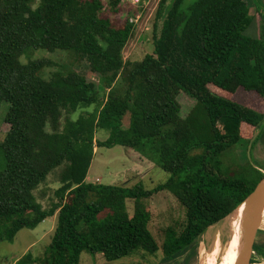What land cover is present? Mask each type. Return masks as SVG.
Wrapping results in <instances>:
<instances>
[{
  "label": "trees",
  "instance_id": "trees-1",
  "mask_svg": "<svg viewBox=\"0 0 264 264\" xmlns=\"http://www.w3.org/2000/svg\"><path fill=\"white\" fill-rule=\"evenodd\" d=\"M185 1L160 0L152 53L131 61L123 58L134 34L130 17L137 15L130 3L0 0V104H9L0 140V241L56 217L43 254L28 251L12 264H79L83 251L107 260L160 251L161 264L182 256L180 264H188L200 236L254 189L257 182L250 187L222 174L219 158L255 132L251 146H264V109L248 104L255 96L264 105V7L251 14L247 0ZM29 49L68 50L71 63L46 76L55 63L45 57L21 62ZM82 62L96 82L75 69ZM181 92L194 102L185 115L177 100ZM96 130L107 137L97 141ZM115 145L135 150L170 177L151 189L140 181H87L94 148ZM57 168L59 185L43 206L35 190ZM161 190L184 207V218L167 226L158 244L144 200ZM234 242L240 236L231 235L226 244Z\"/></svg>",
  "mask_w": 264,
  "mask_h": 264
},
{
  "label": "rangeland",
  "instance_id": "rangeland-1",
  "mask_svg": "<svg viewBox=\"0 0 264 264\" xmlns=\"http://www.w3.org/2000/svg\"><path fill=\"white\" fill-rule=\"evenodd\" d=\"M190 1L191 0H186L185 4H189ZM247 2L251 14L256 12L255 6H258L260 9L264 7V0H247ZM154 3L148 8H145L137 24H135L134 34L123 49L124 59H129L131 61L139 60L145 54L152 53L153 41L151 39V28L157 4L156 2ZM123 16V13H119L116 15V18L122 20ZM257 20L258 17L256 16L248 30V33L252 36H255L257 32ZM27 53V55H22L20 57L21 62L25 63L28 59L45 57L50 58L55 63V65L45 70L46 76L49 74L50 70L56 69L61 64L70 65L71 63L70 57L72 53L68 50L63 51L57 49L53 52H48L43 49H29ZM74 67L79 73L96 82L95 77L89 72L86 62H82ZM239 91L244 94L243 91ZM244 95L241 94L242 102H244L246 98V95ZM233 99L239 101L236 95L233 96ZM177 100H179L181 104V114L183 115L188 112L194 103L193 100L187 97L183 92L177 96ZM248 104L260 110L264 109L261 100L255 96L250 97V103ZM8 106V102L5 101L0 104V140L8 129V124L3 120ZM92 109L93 106L86 109H79L72 114L71 117L76 118L81 112L85 110L91 111ZM128 120L129 116L125 114L122 119L123 128L127 127ZM107 134L105 130H96L95 139L97 141H102L107 137ZM247 135H249V133H247ZM249 142L247 143L245 140H241L229 146L220 154L219 160L222 174L233 179H241L251 187L259 181L257 171L262 170L261 172H263L264 176V146L260 142H256L252 147L251 142ZM3 165L4 161L0 153V170L3 168ZM58 170L59 168L51 172L46 181L35 190V195L43 206L49 205L50 198L53 197V190L59 185L57 182ZM87 175L89 176L88 181L93 183L131 186L140 181L146 189H151L162 184L170 177L168 172L161 169L154 162L143 157L135 150L121 145H115L111 148L95 147ZM144 203L151 213L148 227L157 243L161 244L166 227L174 225L176 222L183 221L184 207L168 190H161L153 194L151 197L145 199ZM126 210L129 214L132 213L131 199L126 200ZM231 216L232 215H229L217 224L208 227L211 228V230L200 236L195 247L196 252L189 259L188 264H206L216 240L219 241V252L216 256V264L235 263L240 242H234L226 246V241L230 238L232 231L230 224L227 226L223 225L225 220L228 221ZM262 220L261 227L257 229L255 241H260V239L264 237V214L262 215ZM55 221V215L47 217L33 229L22 228L18 230L11 242L0 241V264H12L28 251L31 252L33 256H41L47 248L50 233L55 225ZM161 257L162 254L160 251L155 255H146L138 252L131 256L107 260L99 253L92 255L91 253L83 251L80 254L79 264H161ZM182 258L183 256L172 261L170 264H180ZM262 260L264 262V258Z\"/></svg>",
  "mask_w": 264,
  "mask_h": 264
},
{
  "label": "water",
  "instance_id": "water-1",
  "mask_svg": "<svg viewBox=\"0 0 264 264\" xmlns=\"http://www.w3.org/2000/svg\"><path fill=\"white\" fill-rule=\"evenodd\" d=\"M255 136L256 132L253 134L250 142H252ZM241 205H244V210L241 220L240 247L234 264H252L255 235L262 218L261 215L264 205V176L258 181L254 189L245 199L224 218L231 215ZM217 223L212 224V226Z\"/></svg>",
  "mask_w": 264,
  "mask_h": 264
},
{
  "label": "bare ground",
  "instance_id": "bare-ground-1",
  "mask_svg": "<svg viewBox=\"0 0 264 264\" xmlns=\"http://www.w3.org/2000/svg\"><path fill=\"white\" fill-rule=\"evenodd\" d=\"M243 210L244 209H239V210H235L231 215L230 219L227 221L225 220L224 222V226H227L230 224V227H231V235H238L240 236L241 235V220H242V216H243ZM264 214V209H262V215ZM261 215V216H262ZM262 218H261V221L260 223H262ZM211 230V228H208L207 231L205 232V234ZM230 244H226V246H228ZM194 246V245H193ZM192 246V247H193ZM219 252V241L216 240L214 245H213V248L211 250V253H210V256L209 258L207 259V262L206 264H216V256ZM189 254V253H188ZM190 255V254H189ZM188 255V256H189ZM187 256V255H186ZM186 261V259H185Z\"/></svg>",
  "mask_w": 264,
  "mask_h": 264
},
{
  "label": "built area",
  "instance_id": "built-area-1",
  "mask_svg": "<svg viewBox=\"0 0 264 264\" xmlns=\"http://www.w3.org/2000/svg\"><path fill=\"white\" fill-rule=\"evenodd\" d=\"M124 4L130 3L133 8L137 10L136 16H131L130 21L134 24H137L138 19L143 14L145 8H148L152 3L156 2V7L159 4L160 0H122ZM155 4V3H154Z\"/></svg>",
  "mask_w": 264,
  "mask_h": 264
},
{
  "label": "flooded vegetation",
  "instance_id": "flooded-vegetation-1",
  "mask_svg": "<svg viewBox=\"0 0 264 264\" xmlns=\"http://www.w3.org/2000/svg\"><path fill=\"white\" fill-rule=\"evenodd\" d=\"M262 240V241H261ZM254 245H264V237L260 239V241H255ZM264 258V248L258 249L254 248L252 253V264H264L263 259Z\"/></svg>",
  "mask_w": 264,
  "mask_h": 264
},
{
  "label": "crops",
  "instance_id": "crops-1",
  "mask_svg": "<svg viewBox=\"0 0 264 264\" xmlns=\"http://www.w3.org/2000/svg\"><path fill=\"white\" fill-rule=\"evenodd\" d=\"M88 177H89V176L87 175V176H86V180H87V181H88Z\"/></svg>",
  "mask_w": 264,
  "mask_h": 264
}]
</instances>
